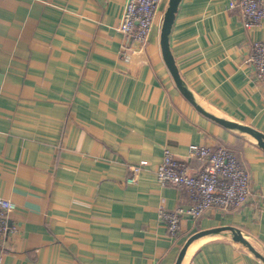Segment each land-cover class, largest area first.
Instances as JSON below:
<instances>
[{"label": "crops", "instance_id": "obj_1", "mask_svg": "<svg viewBox=\"0 0 264 264\" xmlns=\"http://www.w3.org/2000/svg\"><path fill=\"white\" fill-rule=\"evenodd\" d=\"M230 1L182 0L170 49L198 106L264 133V85L249 61L264 21L246 29ZM126 2L0 0V197L16 205L0 264H175L193 234L228 226L264 255V150L178 90L160 46L168 0L145 48L126 59ZM191 144L232 149L254 196L237 210L183 217L173 238L159 209L191 201L155 172L165 147L185 159ZM181 264L264 263L223 231L191 243Z\"/></svg>", "mask_w": 264, "mask_h": 264}, {"label": "built area", "instance_id": "obj_2", "mask_svg": "<svg viewBox=\"0 0 264 264\" xmlns=\"http://www.w3.org/2000/svg\"><path fill=\"white\" fill-rule=\"evenodd\" d=\"M163 0H127L118 31L123 36V53L143 50L155 25L157 12ZM230 8L238 10L246 29H251L264 21V0H231ZM250 63L255 76L264 85V41L253 43ZM200 163L193 168L189 161ZM131 166L132 176L127 183L137 182L142 166ZM156 180L161 186L172 185L185 190L190 198L187 207L179 205L175 209H159V218L166 225L170 237L175 238L181 230L183 217L196 221L208 210L223 212L237 210L250 203L254 193L251 176L240 162L236 153L228 147L214 149L208 145L191 144L186 158L177 157L168 147L163 149V157L156 169ZM16 205L0 197V234L14 231L8 222Z\"/></svg>", "mask_w": 264, "mask_h": 264}, {"label": "water", "instance_id": "obj_3", "mask_svg": "<svg viewBox=\"0 0 264 264\" xmlns=\"http://www.w3.org/2000/svg\"><path fill=\"white\" fill-rule=\"evenodd\" d=\"M181 1L182 0H168V5L164 13L161 33H160V46L162 50L163 59H164V62L168 70L170 71V74L172 75V78L178 90L187 99V101L195 107V109L198 112L202 113L204 116L212 119L213 121L219 123L220 125L228 129H234V130H238V131L249 134L257 141L258 146L264 150V133L250 126L225 121L224 119L218 118L214 115L207 113L200 106H198V104L194 101L191 93L186 89L182 81V78L179 74L174 57L172 55V52L170 49V42H169V37L172 31V27H173L176 14L178 12V8L180 6ZM223 231H230L234 241L245 245L257 258H259L264 263V255H262L259 251L255 249V247L242 235L241 231L234 227L228 226V227H218L214 229L199 231L193 234L191 237H189V239L186 241V243L181 248L175 264H181L188 247L195 240L201 237L207 236V235L218 234Z\"/></svg>", "mask_w": 264, "mask_h": 264}]
</instances>
